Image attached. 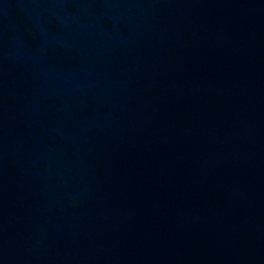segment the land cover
<instances>
[{"label": "water", "instance_id": "1", "mask_svg": "<svg viewBox=\"0 0 264 264\" xmlns=\"http://www.w3.org/2000/svg\"><path fill=\"white\" fill-rule=\"evenodd\" d=\"M0 264H264V0H0Z\"/></svg>", "mask_w": 264, "mask_h": 264}]
</instances>
